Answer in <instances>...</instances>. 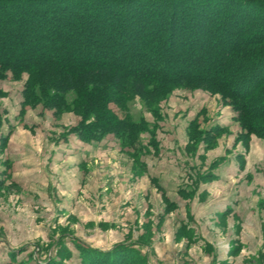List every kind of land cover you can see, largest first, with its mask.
I'll use <instances>...</instances> for the list:
<instances>
[{
  "label": "rangeland",
  "instance_id": "1",
  "mask_svg": "<svg viewBox=\"0 0 264 264\" xmlns=\"http://www.w3.org/2000/svg\"><path fill=\"white\" fill-rule=\"evenodd\" d=\"M27 79L0 80V264H264V138L220 94L177 89L159 119L135 98L157 132L142 167L114 135L80 140L74 111L24 107ZM194 121L226 129L207 147Z\"/></svg>",
  "mask_w": 264,
  "mask_h": 264
},
{
  "label": "trees",
  "instance_id": "2",
  "mask_svg": "<svg viewBox=\"0 0 264 264\" xmlns=\"http://www.w3.org/2000/svg\"><path fill=\"white\" fill-rule=\"evenodd\" d=\"M9 72L28 74L24 107L74 111L80 140L114 135L142 167L157 132L133 118L137 97L159 119L177 89L217 93L246 140L264 138V0H0V80ZM225 129L189 133L210 147Z\"/></svg>",
  "mask_w": 264,
  "mask_h": 264
}]
</instances>
